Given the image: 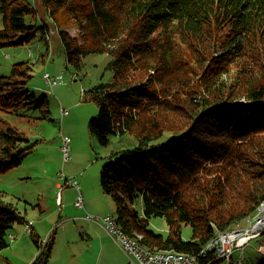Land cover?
Instances as JSON below:
<instances>
[{
    "label": "trees",
    "instance_id": "obj_1",
    "mask_svg": "<svg viewBox=\"0 0 264 264\" xmlns=\"http://www.w3.org/2000/svg\"><path fill=\"white\" fill-rule=\"evenodd\" d=\"M0 14V45L29 43L53 25L77 69L88 52L111 56L112 80L87 95L98 106L89 129L101 145L125 133L138 142L110 155L100 182L121 228L143 245L196 253L264 199V0H0ZM32 77L29 62L0 75V110L49 112L48 97L28 90ZM39 142L6 124L0 173ZM152 217L165 218L167 236ZM16 222L25 216L0 195V251ZM30 234L39 251L32 264H48L53 236L42 245Z\"/></svg>",
    "mask_w": 264,
    "mask_h": 264
},
{
    "label": "rangeland",
    "instance_id": "obj_2",
    "mask_svg": "<svg viewBox=\"0 0 264 264\" xmlns=\"http://www.w3.org/2000/svg\"><path fill=\"white\" fill-rule=\"evenodd\" d=\"M38 10L40 15H43L42 8L39 7ZM37 23L42 24L41 20H37ZM2 27L3 17L0 14V28ZM50 31L49 42L47 35L41 37L38 33L26 44L0 45V75H9L14 63L29 62L33 77L29 81L28 90L38 98L47 96L49 99V112L46 113L39 109L0 110V134L5 131V125L9 124L19 128L32 141L40 140L33 152L29 153L19 166L0 173V195L4 201L13 203L33 220L32 226L35 223L42 245L53 236V247L56 242L54 250L56 257L66 247V239L62 244L61 238L75 231L74 226L65 228L57 224L59 209L55 205L56 197L61 195L62 191L64 196L78 192L76 187L70 185L63 190L59 189L60 184H65L61 174L77 179L79 184H82L84 176L85 186L92 191L94 188L97 192L101 191L102 195L110 199L113 207V198L101 188V168L113 159L109 157L111 154L118 155L124 148L135 150L138 142L134 135L125 133L112 135L108 145H101L89 129V122L96 116L98 106L95 101L86 100L87 95L101 82L107 83L112 80L114 71L108 67L111 56L108 53L88 52L82 56L81 67L77 69L68 61L65 47L61 45L53 25ZM68 31L72 36L78 33L75 27H69ZM46 72H49L52 78L62 77L64 83L51 87L44 77ZM64 109L67 113L63 112ZM168 137V134H165L159 142H166ZM65 138L69 139L68 159H65L61 149ZM141 205L140 201L137 204L138 209H142ZM110 212L112 216H117L116 209ZM42 217L45 218L43 222ZM27 223L29 221L25 225ZM16 226H22V223L16 222L13 227ZM150 226L156 232L168 235L169 228L165 218L152 217ZM192 234V227L183 224L182 238L190 240ZM26 237L29 245L22 242L16 251L11 249L20 240L11 245L15 238L8 239L9 246L0 251V264H25L33 252L36 253V257L38 256L39 251L33 237L29 234H26ZM113 240L115 241L114 238ZM240 256L242 257L240 264H264V234L253 239L243 250H236L231 258L216 264H237ZM62 257H66L65 251ZM53 261L50 260V264Z\"/></svg>",
    "mask_w": 264,
    "mask_h": 264
},
{
    "label": "crops",
    "instance_id": "obj_3",
    "mask_svg": "<svg viewBox=\"0 0 264 264\" xmlns=\"http://www.w3.org/2000/svg\"><path fill=\"white\" fill-rule=\"evenodd\" d=\"M130 150V148H124L121 151L128 152ZM83 178L82 184L80 183L84 196L83 208L75 206L76 204L74 202L78 196L77 191L71 193L69 196H64V191H62V194L56 197L55 205L59 209V221L57 224L65 228L74 226L75 231L61 238L62 244L66 239V247L64 250H61L56 257L54 255L56 247L55 242L50 258V260L54 261L51 264H128L126 253L113 240L105 228L100 223L87 218L88 214L93 216L111 215L110 211L116 209L115 203L112 207L110 199L102 195L101 191L97 192L95 188L94 191L88 189L84 184ZM19 211L25 216L26 222L33 221L28 217L26 212ZM41 220L43 222L45 218L42 217ZM26 222L22 223V226H16L10 230L8 237L11 235L15 237L11 245L20 240L16 246L12 247L13 249H11V251L18 250L22 242L29 245L26 234H31L28 232L26 233ZM32 230L37 234L35 223L32 226ZM64 251L66 252L65 258L62 257ZM36 258V253L33 252L32 256L25 264L32 263ZM50 260L48 264H50Z\"/></svg>",
    "mask_w": 264,
    "mask_h": 264
},
{
    "label": "built area",
    "instance_id": "obj_4",
    "mask_svg": "<svg viewBox=\"0 0 264 264\" xmlns=\"http://www.w3.org/2000/svg\"><path fill=\"white\" fill-rule=\"evenodd\" d=\"M48 36V40L51 41V38ZM46 81L51 85V87H55L57 85L62 84L59 78H52L51 74L49 72H46ZM64 113H67V110H63ZM62 150L65 155V159H68L69 157V139L65 138L64 144L62 146ZM61 178L65 180V184L60 186V189L63 190L66 188V186H74L78 189V196L75 201V204L83 208L84 207V196L83 192L80 188L79 181L77 179L69 178L65 174H61ZM102 221L103 227L109 232V234L115 239V241L119 244V246L124 250L126 255L128 256V264H146V263H155V264H198L194 257H192L190 260H181L177 259L176 255L170 254L168 251V257H159V256H152L149 253H146L143 251L140 247L131 246L129 244V241L127 239H122L118 235V232L115 229L114 223L111 222L109 215L105 216H96ZM87 218L90 220H93V216L88 214ZM264 229V212H262L259 215L256 223L253 226V229L251 230H238L233 233H225L223 236L216 237V241L213 245L206 246V248L202 251L203 255H207V250L214 251V257L217 259H221L220 261L224 260L229 251L232 247V243L240 235H245L246 238L254 237L255 231H261ZM26 232L30 233L32 230V222L29 221L25 225Z\"/></svg>",
    "mask_w": 264,
    "mask_h": 264
},
{
    "label": "bare ground",
    "instance_id": "obj_5",
    "mask_svg": "<svg viewBox=\"0 0 264 264\" xmlns=\"http://www.w3.org/2000/svg\"><path fill=\"white\" fill-rule=\"evenodd\" d=\"M47 40H48V38H47ZM48 42H49V40H48ZM44 77L46 79V76H44ZM60 81L62 83H64V79L62 77H60ZM261 209H262V212H264V199L258 204L256 209L250 215L245 217L237 225L230 227L226 230H217L216 234L213 235L202 246V248L196 253H187V252H181V251H175V250H166V249H153L151 247H147L141 243V241H140L141 235H139V234L134 235V236L129 235L128 233H126L121 228V226L117 222L116 217H114L110 214H108V215H109L111 222L114 223L115 229L118 232V235L120 236V238L127 239L131 246L140 247L143 251H145L146 253H149L152 256L168 257V251H169L170 254L176 255L177 259L190 260L192 257H194L198 264H216V263L220 262L221 259H217L214 257V251L207 250V255H203L202 251L206 248V246L213 245L216 241V237L223 236V235H225V233H229V232L233 233V232L238 231V230L246 231V230L253 229L254 224L256 223L259 215L261 214ZM93 221H96L102 225V221L99 218H97L96 216H93ZM255 234L256 235L254 237H251V238H246L245 235H240L237 238H235V240L232 243V247L230 248V251H229V253L225 259L231 258L236 250H239V249L243 250L244 247L247 246L253 239H256L259 236L263 235L264 229L261 231L256 230ZM9 238L13 239L15 237H14V235H11ZM241 261H242V257L240 256L237 264H240ZM146 264H155V263H146Z\"/></svg>",
    "mask_w": 264,
    "mask_h": 264
}]
</instances>
